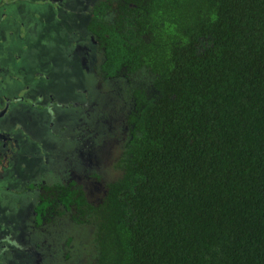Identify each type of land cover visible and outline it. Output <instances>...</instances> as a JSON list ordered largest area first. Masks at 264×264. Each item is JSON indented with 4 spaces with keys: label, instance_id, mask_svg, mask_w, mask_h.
<instances>
[{
    "label": "trees",
    "instance_id": "1",
    "mask_svg": "<svg viewBox=\"0 0 264 264\" xmlns=\"http://www.w3.org/2000/svg\"><path fill=\"white\" fill-rule=\"evenodd\" d=\"M88 31L134 105L122 177L41 186L37 224H94L98 264H264V0H104Z\"/></svg>",
    "mask_w": 264,
    "mask_h": 264
},
{
    "label": "rangeland",
    "instance_id": "2",
    "mask_svg": "<svg viewBox=\"0 0 264 264\" xmlns=\"http://www.w3.org/2000/svg\"><path fill=\"white\" fill-rule=\"evenodd\" d=\"M102 1L0 0V112L32 103L13 126L5 120L0 264H98L94 224L65 215L39 225L35 210L41 186L76 181L103 197L122 177L134 105L123 77H100L104 54L88 25Z\"/></svg>",
    "mask_w": 264,
    "mask_h": 264
},
{
    "label": "flooded vegetation",
    "instance_id": "3",
    "mask_svg": "<svg viewBox=\"0 0 264 264\" xmlns=\"http://www.w3.org/2000/svg\"><path fill=\"white\" fill-rule=\"evenodd\" d=\"M48 88V87H47ZM28 89H30L31 91L30 92H32V93H34V92H37V91H33V85H30V87L28 86ZM28 89H25L24 90V92L26 93V96L28 97V94H27V91H28ZM19 101H23L22 99H20ZM32 105V103L29 105V104H24V102L22 103V104H17V105H14L12 108L10 107V106H8L7 108L6 107H4V109H5V111L2 113V111L0 112L1 114H0V118L2 117L3 118V122H4V128H5V126H7L6 124H5V120H10V121H12V126L15 124V121L16 122H19L18 121V117H17V113L18 112H20V109H22V110H27L28 108V106L29 107H32L31 106ZM12 127H6L5 129H3V127L2 128H0V153H2V152H4V150H5V145L3 144V141H4V136L5 135H7L8 133H9V130L11 129ZM2 130H5V131H3V133L1 134V131ZM6 132H8L7 134H6ZM2 139H3V141H2ZM13 139V138H12ZM35 218H36V213H35ZM43 223H45V219H44V221L42 222V224Z\"/></svg>",
    "mask_w": 264,
    "mask_h": 264
}]
</instances>
